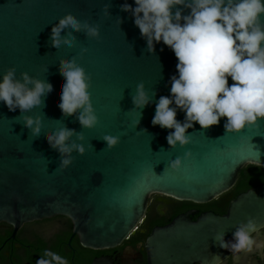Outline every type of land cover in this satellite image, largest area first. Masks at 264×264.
<instances>
[{"label": "water", "instance_id": "1", "mask_svg": "<svg viewBox=\"0 0 264 264\" xmlns=\"http://www.w3.org/2000/svg\"><path fill=\"white\" fill-rule=\"evenodd\" d=\"M123 2L0 0V75L14 68L16 80L24 72L54 89L42 97L40 107L25 113L10 112L0 102V224L10 226L12 235L25 224L62 217L83 249L110 250L136 230L150 196L207 204L232 188L244 166L264 167V118L233 133H225L226 118L206 129L193 122L185 133L188 144L168 146L165 137L171 129L153 126L151 120L156 100L169 95L168 81L176 74L177 61L162 42L151 53L147 50L131 14L120 10ZM187 14L184 9L182 15ZM65 16L97 25L98 38L73 32V47L57 51L51 46L50 31ZM67 38L62 33V39ZM81 48L87 49L83 55ZM72 59L90 77L88 91L97 116L91 129L82 128L76 114L62 116L57 107L64 83L60 66ZM139 83L150 99L143 109L132 104ZM22 116L41 120L38 137L24 127ZM183 116L178 111L175 118L183 121ZM133 120H138L135 127ZM60 127L74 130L66 144L85 148L82 155L73 150L72 163L63 170L59 169L63 157L47 143ZM105 135L118 137L119 142L107 148ZM185 152L190 153L187 159ZM177 157L181 167L173 172L168 163ZM190 215L151 230L144 241L146 264L220 263L230 252L219 247L215 235L223 233L227 242L237 225L248 219L257 228L264 225V185L236 197L224 216L204 213L192 220ZM89 264L114 262L96 257Z\"/></svg>", "mask_w": 264, "mask_h": 264}, {"label": "clouds", "instance_id": "2", "mask_svg": "<svg viewBox=\"0 0 264 264\" xmlns=\"http://www.w3.org/2000/svg\"><path fill=\"white\" fill-rule=\"evenodd\" d=\"M134 5V6H133ZM188 9L187 15H182ZM120 10L130 13L133 24L145 40L151 53L154 45L162 42L176 58V74L170 76L169 95L160 96L155 102L151 124L161 129H171L165 137L169 147L188 144L190 137L186 130L193 122L201 129L217 125L221 118L225 133L239 132L255 126L264 118V0H127ZM107 5L104 15L107 16ZM83 31L91 39L98 38L97 25L81 22L72 16L58 19L51 27V46L59 51L72 48L73 32ZM62 33L68 38L62 39ZM162 50V49H161ZM87 51L80 49V55ZM60 75L64 80L60 103L57 105L62 116L76 114V119L84 129L97 124L90 93V77L75 59L63 62ZM15 79V69L10 68L0 75V102L8 111L19 109L21 113L42 105V97L54 93L50 83L30 77L27 73ZM233 82L228 84V79ZM31 85V87H28ZM150 103L143 83L136 86L132 96L134 108L143 109ZM184 114L183 121L175 117ZM24 127L32 136L41 134L42 122L37 117L22 116ZM138 120H133L135 127ZM74 135V130L60 127L47 137V143L63 157L59 169L72 163L70 154L75 150L83 154L82 144L66 141ZM83 140L82 134H76ZM107 148L115 146L119 138L103 136ZM190 153L185 152L187 159ZM181 158L170 160L168 167L176 172L181 167ZM257 226L253 219L237 225L232 240L225 242L223 233L214 239L221 249L232 255L252 252L264 247V242L254 238ZM35 264H68V260L56 252L44 250Z\"/></svg>", "mask_w": 264, "mask_h": 264}, {"label": "flooded vegetation", "instance_id": "3", "mask_svg": "<svg viewBox=\"0 0 264 264\" xmlns=\"http://www.w3.org/2000/svg\"><path fill=\"white\" fill-rule=\"evenodd\" d=\"M247 166V165H246ZM244 166L237 175L232 188L218 198L199 207L183 205L185 202H178L173 199L152 195L149 197L146 212L137 226L136 230L116 248L99 251L96 257H109L114 264H146L147 256L144 249V241L137 240V237L145 236L155 227H162L169 224L172 219L179 215L189 214L192 220L204 213H214L224 216L227 213L230 202L248 190L264 185V167L248 168ZM62 217L50 220H43L23 225L14 235L13 229L5 224H0V264H35L44 250H50L60 255L64 251L61 240L69 232V238L65 242V248H71V224ZM70 223V222H69ZM254 238L258 242H264V225L257 228ZM134 237L131 239L130 237ZM72 249V248H71ZM73 251V250H72ZM62 257L66 258V255ZM69 264H75L73 258ZM218 264H264V247L254 248L252 252L229 255Z\"/></svg>", "mask_w": 264, "mask_h": 264}, {"label": "trees", "instance_id": "4", "mask_svg": "<svg viewBox=\"0 0 264 264\" xmlns=\"http://www.w3.org/2000/svg\"><path fill=\"white\" fill-rule=\"evenodd\" d=\"M248 168H257L256 166L253 165H247L242 172H244V170L248 169ZM188 205V206H194V207H199L200 205H196V204H191V203H184L183 205ZM67 220V219H66ZM68 225L70 227V223L68 222ZM70 232L61 240V246L63 248L64 251L60 252V255L65 256L66 255V259L68 260V264H69V259L73 258L75 264H89L91 262V260L99 255L101 252H94L91 250H87V249H83L79 243L77 238H74L71 242V248L67 249L65 248V242L67 241V239L69 238ZM149 235V232L145 235V236H140L138 237V235L135 236V238L137 237V240L143 241L145 237H147ZM131 239H134V237H130ZM73 250V251H72Z\"/></svg>", "mask_w": 264, "mask_h": 264}]
</instances>
